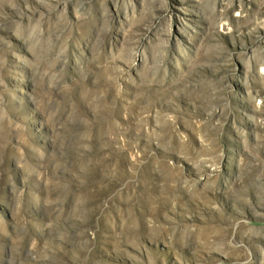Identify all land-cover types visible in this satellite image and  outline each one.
Listing matches in <instances>:
<instances>
[{"label":"rangeland","instance_id":"374dc122","mask_svg":"<svg viewBox=\"0 0 264 264\" xmlns=\"http://www.w3.org/2000/svg\"><path fill=\"white\" fill-rule=\"evenodd\" d=\"M0 264H264V0H0Z\"/></svg>","mask_w":264,"mask_h":264}]
</instances>
